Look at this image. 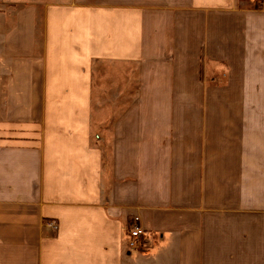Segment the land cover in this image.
Returning <instances> with one entry per match:
<instances>
[{
  "label": "crops",
  "instance_id": "1",
  "mask_svg": "<svg viewBox=\"0 0 264 264\" xmlns=\"http://www.w3.org/2000/svg\"><path fill=\"white\" fill-rule=\"evenodd\" d=\"M0 264H264L257 0H0Z\"/></svg>",
  "mask_w": 264,
  "mask_h": 264
},
{
  "label": "built area",
  "instance_id": "2",
  "mask_svg": "<svg viewBox=\"0 0 264 264\" xmlns=\"http://www.w3.org/2000/svg\"><path fill=\"white\" fill-rule=\"evenodd\" d=\"M257 2L264 8V0H257ZM138 219V218H136ZM48 225L52 228H58V224L54 221H51L48 223ZM147 232L142 229L139 225H135L131 230H130V242L129 245L131 247H136L138 246L139 240L143 235H146Z\"/></svg>",
  "mask_w": 264,
  "mask_h": 264
}]
</instances>
